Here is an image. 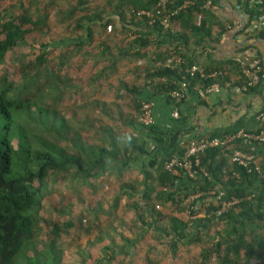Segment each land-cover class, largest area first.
Masks as SVG:
<instances>
[{
  "label": "trees",
  "instance_id": "obj_1",
  "mask_svg": "<svg viewBox=\"0 0 264 264\" xmlns=\"http://www.w3.org/2000/svg\"><path fill=\"white\" fill-rule=\"evenodd\" d=\"M158 1L108 0L100 13L85 14L75 20L73 27L80 30L78 35L56 40L51 37L40 44V52L32 60L21 61L15 70L19 82L7 74L0 75V264H113L123 260V255L129 254L135 246V239L129 240L116 228L112 229L120 240L126 242L125 245L121 242L115 245L111 235L99 234L96 245H92L94 253L90 250L77 252L68 263L62 260L60 250L56 248L62 231L58 220L52 221L46 230L43 250L37 248L36 238L43 221L39 216L41 201L51 189L57 185L90 186L95 179L101 181L103 176L111 173L121 174L131 162L142 175L139 188L132 182H121V190L129 198L138 196L130 204L136 215L130 220L138 230L136 234L149 230L157 232L159 240L156 244L168 246L176 256L179 246L201 243L210 236L213 228L221 224L223 229L216 232L217 240L202 248L199 260L190 264H210L211 261L214 264H264V167L257 173L250 166L244 168L230 163V151L216 147L199 156L200 166L208 177L199 174L196 179H190L183 172L174 176L164 168V164L183 153L179 138L192 135L193 128L165 133L155 123L146 126L139 121L142 103L150 102L144 98V90L169 97L170 91L177 89L181 81H186L191 93H195L193 85L206 87L213 82H218L221 88L242 92L241 87L245 83L232 58L204 65L195 57L200 51L208 60L211 59L210 49L231 30L227 19L219 16L220 7L215 0L210 7H203L204 0H193L192 5L172 16L168 28L158 22L149 24L146 17L137 18L131 13L132 10H151ZM182 1L169 0L168 8L174 9ZM236 3L245 21L244 28L253 18L259 19L263 14L258 11V4L249 6V0H236ZM86 5L87 0H79L77 5L68 8L62 19L73 17L78 9L84 11ZM107 9L111 10L105 16ZM48 17L44 12L36 15L22 13L2 20L0 66L11 58L15 60L12 52L26 45L29 34L49 31ZM113 20L129 31V35L126 46L119 47L112 60L144 61L134 69L135 74L143 75V83L140 86L121 83L120 86L129 95V105L135 111L133 116L123 121L134 134L126 131L123 135H115L111 128L101 127V137L93 140V135L89 134L94 127L92 124L76 116L68 120L55 107V102L66 94L67 85L60 72L63 62L56 70L49 67V48L70 45L71 49L73 45L79 49L92 41L91 25L106 27ZM249 39L264 40V29L256 28ZM107 48L103 46L102 53H107ZM171 53L179 54L182 63L173 67L161 65ZM191 66H200L205 73L226 70L227 74L219 77L189 76L185 70ZM110 67L114 64L101 68L96 77H102ZM228 73L235 76L231 78ZM255 89L248 88L243 92ZM240 128H246L244 119L208 135L222 137ZM140 135L156 143L154 148L149 150L145 139L140 142ZM193 136L197 138L199 133ZM244 148L239 147L238 150L253 154L247 146ZM197 192L200 196L190 204L183 203ZM231 198L238 199V202L229 210L220 212V200ZM204 203H207L205 213L195 218L184 219L174 211L163 210L172 205L175 211L189 210L192 216ZM116 206L117 199L112 204V207ZM104 211L107 213L109 210L99 209L95 214ZM93 220L99 228L97 219L94 217ZM70 221L66 220L62 226L69 227ZM122 227L130 230L132 226L123 223Z\"/></svg>",
  "mask_w": 264,
  "mask_h": 264
},
{
  "label": "rangeland",
  "instance_id": "obj_2",
  "mask_svg": "<svg viewBox=\"0 0 264 264\" xmlns=\"http://www.w3.org/2000/svg\"><path fill=\"white\" fill-rule=\"evenodd\" d=\"M78 2L79 0H0V23L3 19L22 13L36 15L44 12L49 15L47 20L49 31L29 34L26 45H21L12 52L15 60L11 58L0 66V75L7 74L10 79L19 82L15 70L21 61L32 60L34 55L40 52V44L46 43L51 37L56 40L60 37L78 35L77 31L80 30L73 27L75 20L85 14L100 13L108 0H87L84 11L78 9L73 17L62 19L68 8L77 5ZM110 10L107 9L105 16H108ZM91 32L92 41L86 42L79 49L73 45L71 49L70 45L49 48L51 59L49 67L56 70L59 63L63 62L60 72L67 85L66 94L55 102V107L68 120L76 116L92 124L94 127L90 129L89 134L93 135V140L94 137H101L99 130L101 127L111 128L115 135H123L126 131L132 134L133 130L123 121L133 116L135 111L132 105H129V95L120 86L121 83L129 86H140L143 83V75L135 74L134 69L136 66L138 69L144 61L139 59L127 61L123 58L112 60L118 53V48L126 46L129 35V31L116 24L114 20L106 27L91 25ZM103 46L108 47L105 54L101 51ZM111 64H114V67L107 68L102 77H96L101 68L109 67ZM147 148L151 150L152 146L149 145ZM141 176L139 169L131 162L121 174L111 173L103 176L101 181L95 179L90 186L84 184L74 188L73 185L69 187L57 185L55 189H51L44 195L39 209V216L43 221L36 238L37 248L43 250L46 230L50 228L52 221L58 220L62 231L56 248L60 250L65 263L72 261L77 252L90 250L94 253L92 245H96L99 234H109L114 238L115 245L120 242L125 245L126 242L120 240L112 228L120 230L118 232L129 240L135 239V246L130 253L123 255V260L113 264H190L198 261L201 249L217 240L216 232L221 231L223 226L218 224L211 230L210 236L201 243L179 246L176 256L172 255L168 246L156 244L159 240L157 232L149 230L143 234H136L138 230L130 222L136 215L130 204L133 200L136 201L138 196L127 197L121 190V182H132L138 189ZM115 199L117 206L112 207ZM99 209L109 211L96 215L95 212ZM163 210L169 213L174 211L178 217L187 219L185 212L175 211L172 205ZM94 217L99 228L94 224L96 222L93 220ZM66 220H71L69 227L62 226ZM123 223L128 227L132 226L131 229H124ZM210 264L214 263L211 261Z\"/></svg>",
  "mask_w": 264,
  "mask_h": 264
},
{
  "label": "built area",
  "instance_id": "obj_3",
  "mask_svg": "<svg viewBox=\"0 0 264 264\" xmlns=\"http://www.w3.org/2000/svg\"><path fill=\"white\" fill-rule=\"evenodd\" d=\"M169 0H159L157 4L151 10H132V15L137 18L146 17L149 24L158 22L164 28L171 26L172 16L176 15L180 10L193 4V0H183L182 3L174 9L168 8ZM258 4V11L263 14L259 19L253 18L249 25L245 26L244 19L240 25V29L246 33V37L249 38L256 28L264 29V0H249V6H256ZM212 6V0H204L203 7ZM264 41L263 39H258ZM249 45L246 48L242 47L232 57L233 61L238 65L240 72L245 80V83L241 87V91H246L248 88H261L262 99L264 100V54L257 53L249 49ZM182 58L179 54L171 53V56L164 61L159 63L165 67H173L181 64ZM189 76L198 74L200 77H219L227 74L226 70H215L209 73H205L202 67L191 66L185 70ZM221 89L218 82H213L206 87H201L199 84H195L192 90L199 98H205L211 93H216ZM189 92L186 81H181L177 89L170 91V99L179 104ZM172 118L178 119L179 113L177 110H173L171 114ZM260 125L256 130L249 131L245 128H240L234 133L224 135L222 137H210L209 135H199L194 137L188 135L180 137V146L183 149V153L179 156H174L167 160L164 164V168L174 176H179L180 172H183L185 176L190 179H196L200 174L208 177L204 168L200 166L199 156L206 150L211 148H222L223 150L230 151L229 161L230 163H236L244 168L251 167L255 172L260 173L264 167V161L259 155H246L238 151L239 147H248L254 150L256 146L264 147V114L259 116ZM139 121L146 126H150L155 123L152 103L145 101L142 103L139 113ZM197 168V171H196ZM199 175V176H200ZM200 196V193H193L183 201L184 204L188 205L190 202ZM219 200V198H218ZM238 202V199L231 198L228 200H220V212L229 210ZM207 203H204L198 210L195 211L194 215H189V210H186L187 218H195L202 216L205 213Z\"/></svg>",
  "mask_w": 264,
  "mask_h": 264
},
{
  "label": "crops",
  "instance_id": "obj_4",
  "mask_svg": "<svg viewBox=\"0 0 264 264\" xmlns=\"http://www.w3.org/2000/svg\"><path fill=\"white\" fill-rule=\"evenodd\" d=\"M215 1L220 7L218 8L219 16L227 19L231 24V30L223 34L219 42L213 46V49H210L211 59L208 60L200 51L195 54L196 59L204 65L213 61L228 60L235 55L239 47L245 48L247 45H252L249 51L254 50L257 53L264 54V41L258 39L252 41L240 29L243 15L237 8L236 0ZM228 75L231 78L235 76L231 73H228ZM142 94L145 99L150 100L152 103L155 125L165 133L170 130L175 132L193 128L192 135L196 133L208 135L216 130L230 127L240 119H244L246 130L253 131L261 123L259 116L264 105L261 88L248 92H239L233 88H221L218 92L211 93L205 98H199L195 93L188 92L179 104L174 103L165 94H152L148 90H144ZM173 110L178 111V119L172 118ZM146 138L145 135H142L139 141L145 139L147 141L146 146L150 145L153 149L156 143ZM241 148L245 149L244 147ZM247 149L253 153L252 155H259L262 158L263 146H256L254 150L248 147ZM246 155L248 154L246 153Z\"/></svg>",
  "mask_w": 264,
  "mask_h": 264
}]
</instances>
